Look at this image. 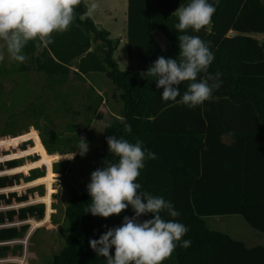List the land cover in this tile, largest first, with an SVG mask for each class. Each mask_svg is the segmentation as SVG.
Instances as JSON below:
<instances>
[{"label": "trees", "instance_id": "trees-1", "mask_svg": "<svg viewBox=\"0 0 264 264\" xmlns=\"http://www.w3.org/2000/svg\"><path fill=\"white\" fill-rule=\"evenodd\" d=\"M190 2L127 0V71L121 72L114 60L119 41L95 26L87 16L85 0H81L67 31L54 32L46 48L37 47L38 41L25 46L27 61L21 63L18 73L42 74L58 85L70 75L78 79L103 75L111 81L113 96L122 108L105 129L102 146L96 151L97 169L119 161L107 144L112 135L133 144L139 141L146 153L155 154V159H145L140 170L136 180L141 185L139 191L170 202L180 215L170 217L163 211L162 219L188 228L166 264H264V247L247 248L227 234L209 229L206 223L211 217H241L253 231L264 235V41L253 37L264 36V3L208 0L216 9L211 23L199 32H181L175 27L179 22L175 11ZM157 32L168 41V50H162L155 40ZM184 34L199 36L214 54L207 72L199 73L197 81L216 73L222 81L211 98L196 107L182 102L189 82L179 85L181 95L175 101H164L163 89H157L155 78L143 74L160 56L179 59L177 37ZM43 111L32 112L31 106L23 116L39 120L45 116ZM121 117L125 118L123 123ZM16 120L14 116L3 125L0 141L30 131L19 128ZM125 123L131 125V131L125 129ZM1 146L9 148L6 142ZM18 184L17 176L0 177V192ZM27 201V196L0 194V207ZM90 204L87 187L71 191L65 212L69 235L52 264H107L89 241L121 226L124 217L135 212L129 206L118 216L103 218L86 213ZM44 216V208L0 212V227ZM150 218L147 214L139 219ZM22 235V228L0 230V244L14 242ZM183 240H190V247H181ZM7 251L5 246L0 248V254Z\"/></svg>", "mask_w": 264, "mask_h": 264}, {"label": "rangeland", "instance_id": "rangeland-1", "mask_svg": "<svg viewBox=\"0 0 264 264\" xmlns=\"http://www.w3.org/2000/svg\"><path fill=\"white\" fill-rule=\"evenodd\" d=\"M93 2L99 7L94 14L87 15L98 29L109 33L111 40L119 41L114 60L119 70L126 72L127 0H87L86 7ZM253 37L264 41L263 35ZM154 38L162 50L169 49L162 34L157 32ZM0 54L4 56L0 61V134L3 125L14 116L19 128H30L20 137L10 136L0 141L9 147H0V166H3L0 177L19 178L18 185L0 194L15 193L19 198H28L25 203L0 207V212L17 213L22 209L39 208L45 211L43 219L17 221L0 227V230L23 229L20 239L0 244V248L8 249L0 254V264H52L69 235L65 212L70 205L71 191H80L91 182V173L99 164L96 151L102 146L106 127L119 116L122 104L114 98V86L103 75L83 79L70 75L58 85L42 74H19L21 63L11 59L3 41H0ZM31 106L32 112L44 110L45 116L39 120L33 115L23 116ZM81 139L88 145L83 156L79 153ZM72 156L73 159H67ZM11 162L17 165L11 166ZM31 177L39 178L27 182ZM225 224L224 229L230 231L232 237L237 233L247 237L255 232L241 217L228 219ZM172 257L173 253L163 264L170 262Z\"/></svg>", "mask_w": 264, "mask_h": 264}, {"label": "clouds", "instance_id": "clouds-1", "mask_svg": "<svg viewBox=\"0 0 264 264\" xmlns=\"http://www.w3.org/2000/svg\"><path fill=\"white\" fill-rule=\"evenodd\" d=\"M80 4L81 0H0V41L6 45L11 59L25 63L27 57L23 49L30 41H38L37 47L46 48L52 43L54 32L68 30ZM98 7L95 2L88 5V14H94ZM215 10L208 0H191L187 6L175 11L179 20L175 27L181 32L188 29L199 32L211 23ZM177 38L179 59L160 56L143 74L155 78L157 89H163L164 101H175L181 95L179 85L189 82L182 102L188 107H196L209 100L213 90L221 86L220 73L197 81L199 73L207 72L214 54L199 36L184 34ZM3 59L0 54V61ZM120 119L123 123L125 118ZM124 126L131 131V125L125 123ZM81 141L79 153L83 156L88 145L83 139ZM107 144L110 153L119 157V161L91 173V182L87 185L91 204L86 213L109 218L131 206L135 215L125 216L121 226L108 229L99 239H91L89 245L97 256L106 259L107 264H163L188 228L175 220L162 219L163 211L170 217L180 215L170 202L139 191L141 185L136 180L140 170L145 159H155V154L146 153L139 141L133 144L114 135L107 137ZM147 214H151L150 219H139ZM190 245V240H183L180 246L187 248Z\"/></svg>", "mask_w": 264, "mask_h": 264}, {"label": "crops", "instance_id": "crops-1", "mask_svg": "<svg viewBox=\"0 0 264 264\" xmlns=\"http://www.w3.org/2000/svg\"><path fill=\"white\" fill-rule=\"evenodd\" d=\"M86 1L87 0H85V2ZM87 14H88V11H87ZM72 70H74V68H72ZM235 218H237V217L236 216H232V217H211V218L206 219V223H207L209 229H211L213 231H217V232L227 234L232 239L244 243V245L247 248H253V247H257V246L264 247V235H261L257 232H253L252 234H249L247 237H245L244 235H239V233L233 235V237H232V235L229 234L230 231H227L226 229H224V228H226V227H224V225H226L225 222L228 219H235ZM164 264H166V263H164Z\"/></svg>", "mask_w": 264, "mask_h": 264}]
</instances>
